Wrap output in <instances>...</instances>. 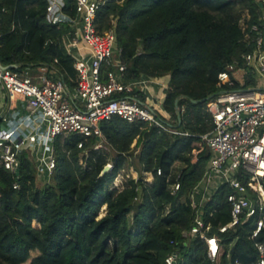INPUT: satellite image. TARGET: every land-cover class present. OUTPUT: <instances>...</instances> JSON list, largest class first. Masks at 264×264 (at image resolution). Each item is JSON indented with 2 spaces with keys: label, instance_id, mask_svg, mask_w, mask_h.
<instances>
[{
  "label": "trees",
  "instance_id": "trees-1",
  "mask_svg": "<svg viewBox=\"0 0 264 264\" xmlns=\"http://www.w3.org/2000/svg\"><path fill=\"white\" fill-rule=\"evenodd\" d=\"M48 6L49 0H0V64L14 72L53 68L74 88L78 74L66 43L75 31L71 23H50ZM245 10L249 26L264 35V7L258 0H107L100 7L98 32L115 31L119 59L128 67L125 79L170 77L162 107L169 117L165 121L180 134L115 117L102 124L110 153L92 150L96 138L79 149L82 137H57L56 169L44 186L27 152L19 174L0 166V264H167L174 248L179 250L176 264H259L256 245L264 244V229L252 239L258 216H244L239 226L219 232L231 221L226 185L201 207L210 234L220 242L215 261L202 240L184 236L197 215L191 194L211 158L202 137L213 129L208 108L219 91V74L228 64L245 66L244 57L255 48L240 25ZM63 14L77 18L75 0H67ZM134 95L150 102L145 93ZM86 150L91 152L83 166L80 154ZM194 150H201L197 162ZM109 160L115 166L101 178ZM126 168H133L138 179L130 178L122 190L111 189ZM145 173L154 177L150 186ZM179 175L181 189L174 196L169 187Z\"/></svg>",
  "mask_w": 264,
  "mask_h": 264
},
{
  "label": "built area",
  "instance_id": "built-area-1",
  "mask_svg": "<svg viewBox=\"0 0 264 264\" xmlns=\"http://www.w3.org/2000/svg\"><path fill=\"white\" fill-rule=\"evenodd\" d=\"M66 2L49 0L47 19L50 23H58ZM75 2L77 18L71 21L75 35L66 43L68 53L75 58L78 74L74 88L69 87L63 77H54L48 67H40L37 78L32 76L31 68L14 72L0 67V88L23 99L30 115H38V119L47 125L41 137L43 143L49 141L51 147L38 159L37 165L45 183L51 180L56 169L54 140L57 137H82L79 149L96 138L98 142L94 149L98 151L105 142L102 124L115 117L130 124H152L167 133L180 134L165 121L169 117L162 107L164 99L159 105L146 104L134 95L142 92L149 100H155L151 88L157 84V78L143 76L127 81L125 72L128 67L119 59L122 50L117 45L115 31L98 32L97 12L107 0ZM249 20L250 17L241 28L246 40L252 41L255 48L244 57L245 66L228 64L219 74V91L211 98L208 108L213 129L202 137L210 149L211 158L202 182L191 194V206L197 215L191 228L184 232V236L198 238L206 244L212 262L220 251V242L210 234L212 226L206 223L201 207L221 186L231 189L228 197L231 221L221 226L219 232L225 234L239 226L244 216L259 217L252 239L264 229V35L258 26L250 27ZM251 33L255 36L252 37ZM255 77L260 80V85L249 84ZM237 84L239 88H236ZM27 149V138L19 136L17 130H0V166L5 170L16 174L21 167L22 153ZM38 149L41 150V146ZM90 152L86 150L80 154L83 166H86ZM200 152L193 151V162L198 161ZM109 165L113 170L115 163L112 161ZM162 174L159 169L158 175ZM179 179L180 175L169 187L174 196L181 189ZM14 188L20 186L16 184ZM172 244L175 243L172 241ZM256 247L259 264H264V244ZM178 259L179 250L174 248L166 263L176 264ZM228 264L241 263L235 260Z\"/></svg>",
  "mask_w": 264,
  "mask_h": 264
},
{
  "label": "crops",
  "instance_id": "crops-1",
  "mask_svg": "<svg viewBox=\"0 0 264 264\" xmlns=\"http://www.w3.org/2000/svg\"><path fill=\"white\" fill-rule=\"evenodd\" d=\"M71 19L63 13L58 16V23H71ZM72 24V23H71ZM39 68H31V74L34 78H37L39 74ZM51 70L54 77L58 76L59 73L53 68ZM60 76V75H59ZM255 84L260 85V80L257 77L254 78ZM170 81L169 76H165L157 79V84L151 88V94L162 91L165 97V90L168 88ZM153 95V94H152ZM38 116V115H37ZM37 116H31L27 109L26 103L23 99L17 96H11L5 89L0 88V130L2 129H15L18 131V135L22 138H27L29 149L25 150L29 154V157L36 167L38 165V159L44 156V152L49 151L51 144L43 143L41 134L46 131L47 125L42 123ZM41 146V150L38 147ZM23 152V153H24ZM22 153V155H23ZM38 171V178H41V172ZM135 172V171H134ZM151 174V173H146ZM138 175V173H137ZM152 175V174H151ZM153 177V175H152ZM154 178V177H153ZM154 183V182H153ZM152 183V184H153ZM151 184V185H152ZM200 198L197 197V201Z\"/></svg>",
  "mask_w": 264,
  "mask_h": 264
},
{
  "label": "rangeland",
  "instance_id": "rangeland-1",
  "mask_svg": "<svg viewBox=\"0 0 264 264\" xmlns=\"http://www.w3.org/2000/svg\"><path fill=\"white\" fill-rule=\"evenodd\" d=\"M249 15L250 14H249V12L247 10H245V11L242 12V19L240 21L241 27L244 26V23H246V21L250 17ZM117 49H118V47H116V51H118ZM152 94H153V97H155V100L152 101L150 99L149 100L150 103L155 104V105H159L160 103H162V101L164 99V93L162 91H159V92L156 91V93H152ZM92 150L95 153H97V152L98 153H104V152L108 153L109 152L108 151V148L105 145H104L103 148H101L98 151H95L94 147L92 148ZM89 155H90V153H89ZM112 156H113V154H112ZM110 162H112V160H109V162H108L107 165H109ZM180 167L181 166H178L175 171L177 172L178 170H180ZM149 175H151V174H149ZM138 177H139V175H137V173L134 172V169L133 168H130V169L129 168H126V169H124L123 171L120 172V174L118 175V177L115 179V181L111 185V189H114L116 187L117 189L121 190L130 178L138 179ZM151 177H152V175H151ZM149 178L150 177L145 173L144 176H143L144 182H145V184H147V185L150 186L154 182V178L152 177V182L151 183H148ZM39 181H40L41 186H44L45 181H43V180H39ZM106 213H107V207L105 206V207L102 208V210L100 212V218L101 217H104L106 215Z\"/></svg>",
  "mask_w": 264,
  "mask_h": 264
},
{
  "label": "water",
  "instance_id": "water-1",
  "mask_svg": "<svg viewBox=\"0 0 264 264\" xmlns=\"http://www.w3.org/2000/svg\"><path fill=\"white\" fill-rule=\"evenodd\" d=\"M259 2H261V7H264V1L263 0H258ZM0 67L3 68V69H11L12 67H4L0 64ZM181 98H178L176 100V110H177V114H178V117L181 121V111H180V108H179V101H180ZM194 103H196V101H194ZM112 171V167L111 165H107L104 170L102 171V173L100 174V177L103 178L104 176L110 174ZM19 170L16 172L17 174H19Z\"/></svg>",
  "mask_w": 264,
  "mask_h": 264
}]
</instances>
